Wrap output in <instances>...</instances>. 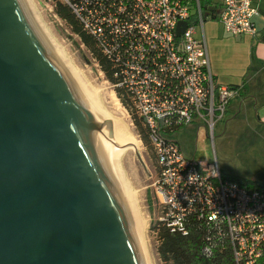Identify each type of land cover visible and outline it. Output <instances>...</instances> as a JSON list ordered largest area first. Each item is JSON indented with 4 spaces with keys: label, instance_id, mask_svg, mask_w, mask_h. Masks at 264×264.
Segmentation results:
<instances>
[{
    "label": "water",
    "instance_id": "water-1",
    "mask_svg": "<svg viewBox=\"0 0 264 264\" xmlns=\"http://www.w3.org/2000/svg\"><path fill=\"white\" fill-rule=\"evenodd\" d=\"M129 150L147 173L27 0H0V264H150L122 169Z\"/></svg>",
    "mask_w": 264,
    "mask_h": 264
},
{
    "label": "built area",
    "instance_id": "built-area-1",
    "mask_svg": "<svg viewBox=\"0 0 264 264\" xmlns=\"http://www.w3.org/2000/svg\"><path fill=\"white\" fill-rule=\"evenodd\" d=\"M58 2L112 64L116 97L121 103V90L147 129L158 167V223L187 236L193 218L228 241L235 264H264V188L249 189L225 179L217 162L186 158L170 138L177 128L201 124L214 141L229 104L241 98L243 87L216 83L204 26L214 19L227 34L256 37L260 13L253 0ZM180 23L187 27L178 35ZM198 30L201 38L196 37Z\"/></svg>",
    "mask_w": 264,
    "mask_h": 264
},
{
    "label": "rangeland",
    "instance_id": "rangeland-1",
    "mask_svg": "<svg viewBox=\"0 0 264 264\" xmlns=\"http://www.w3.org/2000/svg\"><path fill=\"white\" fill-rule=\"evenodd\" d=\"M44 25L55 38L57 44L63 48L71 63L83 74L92 87L101 90V101L105 106L111 104V99L121 107L125 124L131 135L139 142V153L146 165L139 162L134 150H130L128 157L123 159V172L131 188L137 192L139 206L147 223L146 244L152 264H163L158 255L159 241L156 232L152 230L153 224L158 223L161 208L156 195L155 183L158 179V167L151 149L149 150L139 137L138 130L131 116L119 102L115 95L112 83L107 80L99 64L91 55L87 47L75 35L71 27L55 12V6L49 0H31ZM222 25L214 19L206 21L204 30L209 44V34L214 26ZM196 37L201 38L200 30ZM209 52L211 53L210 44ZM109 110V108H108ZM223 122L216 125L214 141L208 137L201 124H190L181 131L171 135L188 159L196 163L215 164L225 179L242 177L255 179L264 183V139L241 121L228 123L225 129Z\"/></svg>",
    "mask_w": 264,
    "mask_h": 264
},
{
    "label": "crops",
    "instance_id": "crops-1",
    "mask_svg": "<svg viewBox=\"0 0 264 264\" xmlns=\"http://www.w3.org/2000/svg\"><path fill=\"white\" fill-rule=\"evenodd\" d=\"M253 2L260 13L255 20L256 37L233 36L217 24L209 34L210 53L204 32L216 83L243 87L241 98L228 106L225 129L228 123L241 121L264 139V0Z\"/></svg>",
    "mask_w": 264,
    "mask_h": 264
},
{
    "label": "trees",
    "instance_id": "trees-1",
    "mask_svg": "<svg viewBox=\"0 0 264 264\" xmlns=\"http://www.w3.org/2000/svg\"><path fill=\"white\" fill-rule=\"evenodd\" d=\"M49 1L55 3L56 14L71 27L73 33L80 38L81 42L99 64L107 80L114 84L112 64L102 55L95 40L83 30L82 26L66 6L60 4L58 0ZM117 95L123 107L131 113L139 137L150 150V140L142 120L132 114L130 103L121 90L117 91ZM182 129L181 127L177 128L171 133L175 134ZM231 180L249 189L264 188V183L259 181L242 177H234ZM152 230L157 234L159 241L158 255L163 264H235L228 241L226 239L219 240L215 230L193 218L188 223L189 234L187 236L171 233L160 223L153 224ZM206 247L211 249L210 253H205L204 249Z\"/></svg>",
    "mask_w": 264,
    "mask_h": 264
},
{
    "label": "bare ground",
    "instance_id": "bare-ground-1",
    "mask_svg": "<svg viewBox=\"0 0 264 264\" xmlns=\"http://www.w3.org/2000/svg\"><path fill=\"white\" fill-rule=\"evenodd\" d=\"M27 2H28V5H29L31 11L33 12L35 18L38 21L39 26L41 27V29L45 33L46 37L51 42L53 47L63 56V58L66 60V62L71 66V68L73 69V71H74L75 75L77 76L79 82L84 86L87 94L91 95L93 97L95 103H97L102 109H104L105 111H107L110 114L118 116L125 124L126 121H125V118H124L123 114L121 113L120 105L118 103H115L112 99H111V104L108 105V106H105L102 103L101 97H100L101 96V90H98V89L92 87V85L87 81V79L83 76V74L71 63V61L69 60L70 58L68 59V57H67L65 51L63 50V48L60 47L57 44V42L55 41V38L52 37L51 33L47 29V26H45L44 22H42L39 14L37 13V11L35 9V7L31 3V0H27ZM108 108H109V110H108ZM125 126H126V124H125ZM126 128H127V126H126ZM131 137L134 139V141H135V143L137 145V148L139 149V142L137 141V139L133 135H131ZM129 152H130V150L127 151L124 154L123 159L128 157V153ZM134 152H135V150H134ZM124 175H125V173H124ZM126 181H127V179H126ZM127 184H128V187H129V190H130V193H131V196H132L133 204H134V207H135V211H136L139 223H140V228H141V232H142L145 248H146V251H147V255H148V258H149V262H150V264H152V262L150 260V257H149V253H148V249L149 248L147 249V244H146V227H147V223H146V221H145V219H144V217L142 215V212H141V209H140V206H139L137 192H135L131 188V186H130L128 181H127Z\"/></svg>",
    "mask_w": 264,
    "mask_h": 264
},
{
    "label": "clouds",
    "instance_id": "clouds-1",
    "mask_svg": "<svg viewBox=\"0 0 264 264\" xmlns=\"http://www.w3.org/2000/svg\"><path fill=\"white\" fill-rule=\"evenodd\" d=\"M204 251H205V253H210L211 249L208 248V247H206V248L204 249Z\"/></svg>",
    "mask_w": 264,
    "mask_h": 264
}]
</instances>
